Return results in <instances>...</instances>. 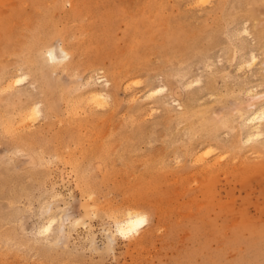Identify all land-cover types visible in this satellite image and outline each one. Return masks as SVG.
I'll use <instances>...</instances> for the list:
<instances>
[{
    "label": "rangeland",
    "instance_id": "374dc122",
    "mask_svg": "<svg viewBox=\"0 0 264 264\" xmlns=\"http://www.w3.org/2000/svg\"><path fill=\"white\" fill-rule=\"evenodd\" d=\"M61 1L0 0V264H264V135L243 138L264 100V0ZM51 29L71 57L40 69ZM10 73L28 82L4 89ZM93 73L111 97L87 96ZM27 99L42 113L23 119ZM127 208L149 222L124 238Z\"/></svg>",
    "mask_w": 264,
    "mask_h": 264
},
{
    "label": "bare ground",
    "instance_id": "6f19581e",
    "mask_svg": "<svg viewBox=\"0 0 264 264\" xmlns=\"http://www.w3.org/2000/svg\"><path fill=\"white\" fill-rule=\"evenodd\" d=\"M59 1H61V0H59ZM221 1H223V0H221ZM55 2V1H54ZM62 3L63 2H65V1H61ZM47 4V3H46ZM64 4V3H63ZM63 4H62V6H63ZM236 9V8H235ZM47 17V16H46ZM248 24V23H247ZM235 27V26H234ZM246 29V28H245ZM230 30V29H229ZM235 30V29H234ZM237 30V29H236ZM242 31H243V28L241 29ZM240 30V31H241ZM244 31H246V30H244ZM236 32H238V31H236ZM55 32H54V29H51L50 31H48V32H46V34H44L39 40H38V42L31 48V50H32V62L34 63V64H37V66L40 68V69H45V67L47 68V67H49V66H53V67H55V68H57L58 67V65H59V63H61V62H63V61H65V60H68V59H70V57H71V52L69 51V50H67L65 47H64V44L61 42V43H59L57 46H49V43H51V40H54V39H52L53 37H55ZM234 34H235V32H234ZM246 34H247V32H246ZM236 35V34H235ZM238 35V34H237ZM240 35H242V34H240ZM58 36V35H57ZM232 36V35H231ZM32 37L33 36H31V39H32ZM238 37V36H237ZM62 38V37H61ZM240 38V37H239ZM34 39V38H33ZM59 39H60V37H59ZM61 40V39H60ZM37 41V40H36ZM58 41V40H57ZM244 42H246L245 40H243ZM30 43V42H29ZM53 43V42H52ZM27 44H28V42H27ZM26 44V45H27ZM31 44H33V43H31ZM25 45V46H26ZM245 46V45H244ZM246 48V47H245ZM25 49V48H24ZM253 50H254V48H252ZM251 49V50H252ZM243 51V50H242ZM248 51V50H247ZM249 52H250V49H249ZM249 52H247L248 54L247 55H249V57H250V53ZM247 55H245L246 57H247ZM240 56V55H239ZM243 58H244V53H243V55H241ZM246 57H245V59H246ZM240 59H241V57H240ZM257 59V55H256V53L254 54V53H252V55H251V57L250 58H248L247 57V60H245L246 62H248L247 64H248V66H249V64L252 62V61H254L255 62V60ZM241 61V60H240ZM242 61H243V59H242ZM244 61V62H245ZM209 64V63H208ZM240 64V63H239ZM243 64V63H242ZM211 65V64H210ZM253 65V64H252ZM189 66V65H188ZM187 66V67H188ZM238 67H240V65L238 66ZM245 67H247V65L245 66ZM50 68V67H49ZM48 68V69H49ZM241 68V67H240ZM249 68H251V66H249ZM96 69H99V68H96ZM189 69V68H188ZM16 70V69H15ZM15 70H13V71H15ZM21 71V70H20ZM92 71H94V70H92ZM99 71V70H98ZM173 71H175V70H173ZM17 72H18V70H17ZM44 72V71H43ZM96 72V71H95ZM183 72V71H182ZM189 72V71H188ZM187 72V73H188ZM7 73V72H6ZM9 73V72H8ZM7 73V74H8ZM21 73V72H20ZM24 73V72H23ZM91 73V72H90ZM186 73V72H185ZM186 73V74H187ZM246 73V72H245ZM11 74V73H10ZM98 74V73H93V75H91L90 76V79L88 80V81H86V82H88V83H86V84H90V85H92V89H90V90H88V93H89V95H88V93H86L87 94V96H89V98H91V99H99L100 97H104V98H106L107 97V95L109 96V94H107V92H105L104 91V87H102V86H99V87H102V88H100V90H98V89H96V88H94V86L96 85V84H98V83H105L104 85H105V87L106 86H108L111 82H110V80H109V78L106 76V75H101V76H96V75ZM26 75H28V74H26ZM26 75H23V74H17V75H15V74H11V76H10V78H9V81H7L8 82V85L6 86V84H5V86H6V88H4V89H9V88H14V86L15 85H21L22 86V83H23V81L25 82V79H27V76ZM42 75V74H41ZM90 75V74H89ZM96 77H95V76ZM190 75V74H189ZM9 76V75H8ZM245 76V75H244ZM6 77V76H5ZM46 77V76H45ZM49 77V76H48ZM104 77V79H102ZM2 78V77H1ZM87 78H89L88 76H87ZM192 78V77H191ZM85 79V78H84ZM195 79V78H194ZM194 79H192V80H194ZM198 79V78H197ZM196 79V80H197ZM3 80V79H2ZM4 80H5V78H4ZM190 80V79H189ZM84 81V80H83ZM134 81V80H133ZM201 81V80H200ZM0 82H1V80H0ZM28 82V81H27ZM27 82H25V83H27ZM48 82V81H47ZM198 82H199V80H198ZM24 83V84H25ZM161 83V82H160ZM188 83H190L191 84V82L189 81ZM200 84V83H199ZM226 84V83H225ZM224 84V85H225ZM1 85H2V83H1ZM26 85V84H25ZM25 85H24V87H25ZM94 85V86H93ZM184 85V84H183ZM182 85V86H183ZM187 85V84H186ZM192 85V84H191ZM96 86H98V85H96ZM2 87H4L3 85H2ZM186 87V86H185ZM12 88V89H13ZM27 88H29V86L27 87ZM11 89V90H12ZM30 89V88H29ZM35 89V88H34ZM165 89V86L162 84V86H161V84L159 85V87H156L155 86V88H153V89H151L150 91L152 92V93H159V92H162L163 90ZM24 89H22V88H20V89H16V90H14L13 92H12V94H11V96H10V98H13L14 100L13 101H15L16 99H19V101H21V97H20V95H21V93H22V91H23ZM106 90V89H105ZM251 90V89H250ZM3 91V90H2ZM5 91V90H4ZM9 91V90H8ZM31 91V90H30ZM30 91H28V92H30ZM86 91V90H85ZM149 91V90H148ZM201 91V90H200ZM248 91V90H247ZM253 91V90H252ZM263 91V90H262ZM84 92V91H83ZM246 92V91H245ZM148 93V92H147ZM201 93V92H200ZM223 93V92H222ZM221 93V94H222ZM249 93V92H248ZM250 93H252V92H250ZM23 94V93H22ZM25 94H26V91H25ZM80 94V93H79ZM144 94V93H143ZM157 94H155V95H157ZM203 94V93H202ZM217 94H219V93H217ZM32 95V94H31ZM145 95V94H144ZM158 95H160V94H158ZM220 95V94H219ZM250 95V94H249ZM261 95H263V94H261ZM261 95H259V96H261ZM24 96V95H23ZM27 96V95H26ZM82 94H81V98H82ZM86 96V97H87ZM131 96H132V94H131ZM130 96V97H131ZM133 96H134V94H133ZM77 97H79V96H76L75 98H74V96H73V98H71V109L73 110V112L75 111V109L76 108H78V109H80V108H82V106L80 105V106H78L77 105V107H76V101L78 100V101H81V100H79ZM109 97H111V96H109ZM147 97H149V96H147ZM151 97V96H150ZM252 97V96H251ZM80 98V97H79ZM85 100H86V98H85V96L83 97ZM127 98V97H126ZM201 98V97H200ZM264 98V97H263ZM263 98H261V99H263ZM83 99V101H85ZM135 99V98H134ZM194 99H196V97L194 98ZM254 99V98H253ZM88 100V99H87ZM86 100V101H87ZM156 100V99H155ZM191 100V99H190ZM193 100V99H192ZM197 100V99H196ZM17 101V100H16ZM15 101V102H16ZM92 101V100H91ZM158 101H160V100H158ZM258 101V100H257ZM155 101H153V103H154ZM162 102V101H161ZM197 102V101H196ZM83 103V102H82ZM81 103V104H82ZM87 103H88V101H87ZM87 103H86V106H87ZM90 103V102H89ZM94 103V102H93ZM155 103H157V100H156V102ZM159 103V102H158ZM165 103V102H164ZM161 104V103H160ZM162 104H163V102H162ZM178 104H180L181 106H182V104L181 103H178ZM241 104V103H240ZM184 105H185V103L183 104V107H184ZM43 101L42 100H37V101H34L33 100V102H30L29 101V99H27L26 101H24L23 103L22 102H20V104H19V112H20V114H21V116L23 115V116H25V117H23V119L24 118H26V116H27V114L29 113L30 115H32L33 116V112L34 113H42V110H43ZM85 106V107H86ZM91 105H89V107H90ZM113 106V105H112ZM187 106V105H186ZM242 106V105H241ZM249 106H251L252 107V109H250L249 107H247V109L249 108L250 110L248 111V114H247V116L245 117V127L247 128V131H246V133L244 134V142L246 141V143H251V142H253V140L254 139H256V138H260V136H263L264 135V100L263 101H261L260 103H255V102H251L250 104H249ZM80 107V108H79ZM89 107H88V109H89ZM151 107H154L153 105L151 106ZM158 107L156 106V109H157ZM180 108V107H179ZM18 109V108H17ZM16 109V110H17ZM132 109V108H131ZM14 110V109H13ZM83 110H85V109H83ZM90 110V109H89ZM153 110H154V108H153ZM185 110H187V108L185 109ZM1 111V110H0ZM15 111V110H14ZM80 111V110H79ZM78 111V112H79ZM152 111V110H151ZM19 112H18V114H19ZM31 112V113H30ZM77 112V109H76V113H78ZM80 112H82V111H80ZM92 112V111H91ZM72 113V112H71ZM151 113V112H150ZM153 113V112H152ZM189 113H190V111H185L184 112V115H182V117L181 118H183V119H186V118H188V115H189ZM17 114V113H16ZM29 115V116H30ZM48 115V114H47ZM75 115V114H74ZM153 115V114H152ZM15 116H17L18 117V115H15ZM28 116V117H29ZM40 116V115H39ZM201 116V115H200ZM3 117V116H2ZM27 117V118H28ZM142 117V116H141ZM203 117V116H202ZM19 118V117H18ZM21 118V117H20ZM33 118V117H32ZM209 118V117H208ZM15 119H16V117H15ZM31 119V118H30ZM29 118H28V120H30ZM34 119V118H33ZM32 120V119H31ZM202 120V119H201ZM206 120V119H205ZM216 120V119H215ZM14 121V120H13ZM12 118L10 117V118H7L6 119V121L4 122L5 123V127L6 128H9V130L10 129H12L11 127H12ZM27 120L25 119V124L27 123L26 122ZM212 121V120H211ZM210 121V122H211ZM16 122H18V120L16 121ZM15 122V123H16ZM22 122V119H21V121H20V123ZM217 122V121H216ZM228 122V121H227ZM197 123H199V122H197ZM241 123V122H240ZM0 124H2V123H0ZM22 124V123H21ZM3 126V125H2ZM13 126H14V124H13ZM241 126V125H240ZM4 127V126H3ZM40 127V126H39ZM130 127V126H129ZM243 127V126H242ZM21 128V127H20ZM20 128H18V130L20 129ZM23 128H24V124H23ZM4 129V128H3ZM14 129V128H13ZM4 130H6V129H4ZM9 130H7V132L9 131ZM24 130V129H23ZM14 131H12V133H13ZM4 133H6V132H4ZM9 133H10V131H9ZM21 133V132H20ZM20 133H18L17 132V134H20ZM23 134V133H22ZM226 134V133H225ZM16 135V134H15ZM14 136V135H13ZM18 136V135H17ZM22 137V136H21ZM24 137H27V136H24ZM23 137V138H24ZM264 138V137H263ZM25 139H28V138H25ZM30 139V138H29ZM31 140V139H30ZM259 142H264V141H259ZM25 144V143H24ZM97 144V143H96ZM263 144V143H262ZM200 145V144H199ZM210 145V144H209ZM209 147V146H208ZM61 150V149H60ZM66 150V149H65ZM90 152V151H89ZM196 154V153H195ZM200 158V157H199ZM216 159H218V158H216ZM214 160V159H213ZM210 163V162H209ZM164 167V166H163ZM211 167V166H210ZM209 168V167H208ZM206 169V168H205ZM88 187V186H87ZM89 192V191H88ZM91 192H92V190H91ZM90 192V193H91ZM89 193V194H90ZM88 197V196H87ZM93 198V197H92ZM89 199V198H88ZM87 201V200H86ZM93 201V200H92ZM86 205V204H85ZM95 205V204H94ZM135 205V204H134ZM87 206H88V204H87ZM86 206V207H87ZM105 206V205H104ZM87 208H89V207H87ZM91 208V207H90ZM128 208H130V207H128ZM128 208H127V210H126V212L124 213V214H120V215H118L119 213H121V212H119L117 215H114V213H112L113 214V217L111 216V214H110V216L112 217V218H114V225H115V228H116V232H117V234L118 235H120L121 237H124V238H128V237H132L133 235H135V234H138L147 224H148V222H149V218H148V214L147 213H144V212H141L138 208V210L135 208V209H133V208H131V209H129L128 210ZM52 210V209H51ZM88 210H90V209H88ZM55 211V210H54ZM114 212H118L117 210L116 211H114ZM62 214V213H61ZM62 215H60L59 213L57 214H55V213H53V214H51L50 215V219H47L48 221L46 222V223H44L43 224V226H40L41 228H40V230H38V232L39 233H41V234H45V233H47V232H49L50 233V231H52L53 229H54V227H55V225L56 224H58V220L60 219V218H63V217H61ZM65 216V215H64ZM44 220H45V218H44ZM61 220V219H60ZM70 219L69 218H67V217H65L63 220H62V223L59 225V230H60V232H62L63 230H64V226L66 225H68V224H70ZM41 225V224H40ZM68 228V227H67ZM66 228V229H67ZM57 229V228H56ZM65 229V230H66ZM67 231V230H66ZM57 232V231H56ZM68 232V231H67ZM48 233V234H49ZM52 234H53V232H51ZM58 233V232H57ZM59 234V233H58ZM110 235V234H109ZM50 236V235H49ZM111 236V235H110ZM42 237V236H41ZM51 237V236H50ZM54 237V236H53ZM53 237H51V238H53ZM119 237V236H118ZM44 238V237H43ZM113 238V237H112ZM114 239V238H113ZM58 240V239H57ZM56 240V241H57ZM52 245H53V243H52Z\"/></svg>",
    "mask_w": 264,
    "mask_h": 264
}]
</instances>
